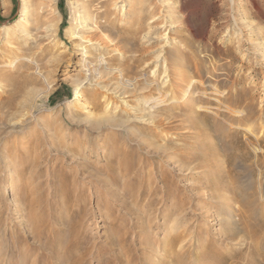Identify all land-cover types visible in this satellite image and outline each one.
<instances>
[{
	"label": "rangeland",
	"instance_id": "obj_1",
	"mask_svg": "<svg viewBox=\"0 0 264 264\" xmlns=\"http://www.w3.org/2000/svg\"><path fill=\"white\" fill-rule=\"evenodd\" d=\"M54 1L0 0V264L264 250V0Z\"/></svg>",
	"mask_w": 264,
	"mask_h": 264
},
{
	"label": "bare ground",
	"instance_id": "obj_2",
	"mask_svg": "<svg viewBox=\"0 0 264 264\" xmlns=\"http://www.w3.org/2000/svg\"><path fill=\"white\" fill-rule=\"evenodd\" d=\"M47 1H54V0H47ZM2 4L5 5L7 3V0H1ZM53 3V2H52ZM54 4H55V1H54ZM89 2H86L83 4V6L81 7V10H80V13L82 15V24H83V27L85 29V31H87V37H89V39L93 40L96 35H97V31L96 30L98 27H100L99 25H92L88 19L89 17L93 16V17H96V16H103L105 17L106 16V12H98V13H94V12H88L86 11V8H88L89 6ZM79 8V7H78ZM28 10V3L26 2V0H20V9H19V14H18V17L16 18L15 22L18 23V22H21L22 20L26 19V15H27V11ZM98 23V21H97ZM99 24V23H98ZM103 25V24H102ZM101 25V26H102ZM96 28V29H95ZM104 28V27H103ZM2 29H5V26H1L0 30ZM101 29V28H100ZM99 29V30H100ZM105 29V28H104ZM102 31V30H101ZM84 32V31H83ZM101 33V32H100ZM102 34V33H101ZM98 38V37H96ZM100 39V38H99ZM98 40V39H96ZM99 41V40H98ZM98 41H93L94 43H99ZM81 49V47H80ZM83 49V48H82ZM78 96H80V93H79V90H77V88L74 90V93H73V97L72 99H77ZM158 100V99H157ZM155 100H152V102H154ZM227 107V106H226ZM229 109V107H228ZM231 109V108H230ZM233 110V109H232ZM235 114V113H234ZM261 218V217H260ZM250 233V232H249ZM174 234V233H173ZM253 240V239H252ZM254 255L251 256L250 258H247L245 263L243 264H264V250L262 249L261 250V247L259 244H256L254 245ZM179 256V255H177ZM258 256V257H256ZM159 264V263H158ZM214 264H228V262H226L225 258H217L214 262ZM241 264V263H240Z\"/></svg>",
	"mask_w": 264,
	"mask_h": 264
}]
</instances>
